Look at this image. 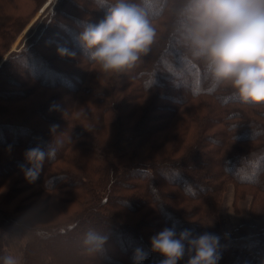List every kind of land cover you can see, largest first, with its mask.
<instances>
[{
    "label": "trees",
    "instance_id": "1",
    "mask_svg": "<svg viewBox=\"0 0 264 264\" xmlns=\"http://www.w3.org/2000/svg\"><path fill=\"white\" fill-rule=\"evenodd\" d=\"M47 1L0 0V257L6 233L19 232L21 264H134L138 251L139 264H160L150 238L174 227L217 236V264H264V228L225 232L216 210L230 183L264 216V104L213 85L172 42L162 10L157 42L120 74L102 72L79 46L80 21L106 14L93 0L51 1L9 52ZM60 46L77 58L58 56ZM54 124L71 130V143L58 137L56 159L29 183L24 153L45 151ZM89 230L108 234L100 257L83 243Z\"/></svg>",
    "mask_w": 264,
    "mask_h": 264
},
{
    "label": "clouds",
    "instance_id": "2",
    "mask_svg": "<svg viewBox=\"0 0 264 264\" xmlns=\"http://www.w3.org/2000/svg\"><path fill=\"white\" fill-rule=\"evenodd\" d=\"M95 8L106 14L96 23L80 21L77 40L87 61L106 74H120L141 62L158 40L155 11L166 14L169 37L180 49L199 61L211 83L227 87L243 103L264 104V0H93ZM57 55L76 59L71 49L60 46ZM58 105L54 102L50 110ZM50 126L52 141L47 151L27 149L25 161L30 167L24 178L32 183L45 160H55L57 147L70 131L57 134ZM83 127V126H82ZM84 128V127H83ZM87 131L92 129L84 128ZM108 234L89 230L83 243L98 257L106 251ZM151 250L163 259L160 264H217L219 238L211 233L194 237L185 229L177 233L165 227L150 238ZM139 251L134 264H139ZM2 264H20L16 255L0 257Z\"/></svg>",
    "mask_w": 264,
    "mask_h": 264
},
{
    "label": "rangeland",
    "instance_id": "3",
    "mask_svg": "<svg viewBox=\"0 0 264 264\" xmlns=\"http://www.w3.org/2000/svg\"><path fill=\"white\" fill-rule=\"evenodd\" d=\"M49 1V0H48ZM47 1V2H48ZM53 0H50V2ZM46 2V3H47ZM45 3V4H46ZM42 9V8H41ZM40 9V10H41ZM39 10V11H40ZM38 14V13H37ZM36 14V16H37ZM42 14V12H41ZM40 14V15H41ZM39 15V16H40ZM34 17L32 21L26 26V28L20 33V35L16 38V40L12 43L10 46L11 51H18L20 47L23 45L25 41V34L28 31V29L31 27V25L38 19V17ZM5 58V57H4ZM0 62H2L4 60ZM178 119V117H177ZM179 121V119H178ZM6 137V136H5ZM31 137H33L31 135ZM14 139V138H13ZM15 139H20V137L16 136ZM105 137H102L101 142L105 144ZM49 144L45 143V151L48 150ZM15 175L13 176L12 180L14 179ZM12 180L8 181L11 182ZM14 185H9V183H5V188L8 191V189L14 188ZM126 204V202H125ZM250 204H251V196L247 195L244 199H235L234 198V186L232 184H228L225 188V190L221 194L220 203L218 204L216 210H217V218L219 222L220 228H222L225 232H232L234 229H236L241 224H250L254 225L259 228H264V216H258L254 217L250 213ZM129 203H127V206ZM31 211L28 213H25V217H30ZM14 216H17V214L14 213ZM21 216V215H19ZM45 219L43 217L39 218L37 222L44 223ZM24 237L19 232L14 233H6L3 239V246L6 252V255H16L20 258V264L22 263V249L24 246Z\"/></svg>",
    "mask_w": 264,
    "mask_h": 264
},
{
    "label": "water",
    "instance_id": "4",
    "mask_svg": "<svg viewBox=\"0 0 264 264\" xmlns=\"http://www.w3.org/2000/svg\"><path fill=\"white\" fill-rule=\"evenodd\" d=\"M50 3V0L42 7V9L38 12V14H37V16L36 17H38L40 14H41V12H43V10L47 7V5Z\"/></svg>",
    "mask_w": 264,
    "mask_h": 264
}]
</instances>
